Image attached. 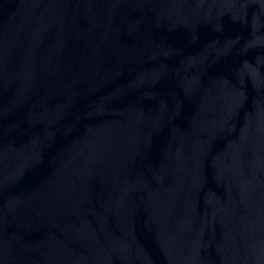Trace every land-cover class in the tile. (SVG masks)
Instances as JSON below:
<instances>
[{"label":"water","instance_id":"95a60500","mask_svg":"<svg viewBox=\"0 0 264 264\" xmlns=\"http://www.w3.org/2000/svg\"><path fill=\"white\" fill-rule=\"evenodd\" d=\"M0 264H264V0H0Z\"/></svg>","mask_w":264,"mask_h":264}]
</instances>
